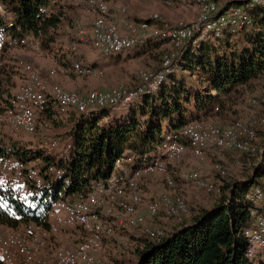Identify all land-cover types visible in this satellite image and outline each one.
Returning <instances> with one entry per match:
<instances>
[{
    "label": "trees",
    "instance_id": "1",
    "mask_svg": "<svg viewBox=\"0 0 264 264\" xmlns=\"http://www.w3.org/2000/svg\"><path fill=\"white\" fill-rule=\"evenodd\" d=\"M0 5L12 19L10 26L0 18L1 113L13 96L6 95L4 83V60L11 47L8 38L30 37L39 41L41 51L49 52L55 43L51 32L62 23L63 14L57 13L61 5L51 6V0H0ZM231 7H241L249 16L245 29L234 33L227 30L213 40L190 41L177 51L159 90L138 97L126 107L128 117L114 118L116 112L109 108L72 116L64 177L52 180L45 176L40 187L21 185L13 179L0 183V227L20 230L31 220L45 224L55 201L85 194L94 181L108 178L122 157L132 158V169L158 158L168 135L192 121L222 113L241 90L264 77V1L235 0L222 10ZM145 43L157 49L167 41ZM54 105L50 101L48 115L42 116L53 120ZM13 142L11 147H3L0 141V158L11 157L26 164L42 158L45 164L38 167L41 171L56 162L41 151ZM254 157L245 177L226 182L210 207H200L194 217L158 241L146 235L131 264H264L262 252L249 257L245 236L255 227L251 211L258 209L252 193L257 187L264 189V151Z\"/></svg>",
    "mask_w": 264,
    "mask_h": 264
},
{
    "label": "built area",
    "instance_id": "2",
    "mask_svg": "<svg viewBox=\"0 0 264 264\" xmlns=\"http://www.w3.org/2000/svg\"><path fill=\"white\" fill-rule=\"evenodd\" d=\"M166 7L174 5L189 6L195 18L188 24L174 29H164L158 25L159 15L147 20L135 21L127 16V8L121 10L117 22L109 18L110 7L105 0H51V6L63 4H84V10L93 17L90 29L78 26L77 41L80 44H92L104 56H113L129 50L141 43L162 39L172 47V53L164 56L163 65L156 72L140 71L141 85L135 90L118 87L111 92L95 91L81 96L55 85L52 98L47 94L46 83L40 80L31 65H23L29 73L28 83L22 86L9 100V105L0 113V129L7 126L15 131L31 135L37 134L46 121H39L46 113L50 101H54L59 114H87L105 108H124L142 95H150L159 90L171 71L172 60L177 51L190 41L199 43L209 38H219L227 30L236 32L245 29L250 23L249 16L241 7L220 10L214 0H159ZM264 0H253L261 3ZM46 9L45 11H48ZM0 18L12 25V19L0 5ZM13 48L36 45L39 41L30 37H9ZM75 73L81 76L99 78L104 75L101 67H92L80 62L72 65ZM51 75L56 74L52 70ZM218 109H216V112ZM43 122V124H42ZM258 136L254 128L241 121H234L226 127H220L210 120L202 118L188 123L180 131L170 134L160 147V156L146 162L138 168H130L132 158L122 157L115 171L106 179L94 181L85 194L70 199L55 201L48 212L46 223L31 220L24 228L15 231H0V262L2 264H102L101 255L105 240L115 233V227H143L144 232L154 241L162 239L166 232L146 227L147 218L138 212L143 198L138 194L142 178L156 173L164 175L167 185L175 186L171 176L170 164L181 161L190 151L200 162L206 160L211 151H226L242 155H256ZM51 150H59V139L44 143ZM66 151L71 145L64 147ZM237 164L240 165L238 162ZM216 170L222 178L227 172L221 165ZM66 175V167L58 161L41 171L35 166L20 162L11 157L0 158V183L9 179L21 185L32 183L40 187L51 176L52 180ZM186 185L215 192L216 184L204 179L197 171H186L180 175ZM25 189V187H24ZM252 202L258 209H252L255 227L248 229L245 236L249 243V257L264 253V189H254ZM189 214L188 206L182 197L164 196L150 204L148 215L152 218H177ZM81 229L84 235L77 244L65 246L56 239L65 229Z\"/></svg>",
    "mask_w": 264,
    "mask_h": 264
},
{
    "label": "rangeland",
    "instance_id": "3",
    "mask_svg": "<svg viewBox=\"0 0 264 264\" xmlns=\"http://www.w3.org/2000/svg\"><path fill=\"white\" fill-rule=\"evenodd\" d=\"M220 3L222 4L223 2ZM66 5L67 4L61 5V8L59 9H62V7ZM177 5H174L173 7ZM57 13L59 12L57 11ZM190 22L191 20L189 21V19L183 18L177 23H170L159 15L158 25L160 27L166 26L164 29H174L179 27L181 23L185 25ZM77 24L71 27L72 32L74 33L75 31L78 32V26L81 25V23ZM66 25L67 20L62 18V23L59 27L51 32L55 39V43L52 45L51 51L44 52L41 50H35L32 52L36 59L45 60L44 63L46 64V68H41L35 61L31 60V58L22 56L20 54L22 47H8L10 51L8 50V52H6L7 59L13 57L17 58V68L22 71L24 76L23 83L18 87V90L22 86L26 85L29 79V73L23 69L22 64L31 65L35 69L34 71L40 80L46 83L47 94L52 98V96H50L52 95V87L55 85L62 87L53 81V77H55L58 72L62 73V70L65 71L66 69H72V65L76 62L87 63V61L96 60L99 64H102L103 62L110 61V58L103 57L102 54L97 53L92 48H90L89 52L86 54L84 47L82 48L84 44H80L77 40H72V38H67L72 35V33L70 34L66 30ZM213 39L214 38H209L207 40ZM147 44L148 43H143L141 45ZM30 45L33 49L36 48V45ZM137 49L138 47L131 51L130 54L133 57L131 55L126 56V58L128 57L130 59H128L124 65H116L113 68L109 67L107 70L104 69V75L102 77L96 79L78 74L85 79L92 78L94 81H100L102 84L100 87L96 86L85 93L67 90L64 87L62 88L81 96L95 91L111 92L121 86L125 87V89L135 90L141 85L139 72L142 70L151 72L160 70L162 67V55L173 50L171 47L167 48L168 50H163V52L159 50L146 54L145 57L142 56L139 58L138 54L134 55V53L138 52ZM115 58L111 60L113 61ZM46 69H48V75L43 73ZM53 69L56 70L55 75H51L50 73ZM10 83L11 82L5 85V92L8 96L15 94L14 91L7 88L12 86ZM120 107L109 109V111L116 112L114 116L112 115V117L119 118L129 116L127 110L128 108L126 109L127 106L124 108ZM71 111L74 112V110ZM208 120L220 127H226L234 121H241L244 124L253 127L258 136L256 143L258 147L257 153L264 151V77L256 79L252 82L250 87L241 90L240 94L228 103L227 108L224 109L222 113L210 116ZM39 121H46L47 125H44L42 122L45 127H43L35 135H31L23 131H15L7 126L3 127L0 129L1 144L3 147H11V144L14 143L13 140H15L26 147L30 146L32 150L41 151L44 156L51 157L52 161H58L63 166L68 164L69 152L66 151L64 147L67 143V134L70 133L73 126H68V120L64 118L61 119L59 117L51 120L49 116H40ZM51 139L60 140L61 148L59 150L53 151L44 146V143ZM254 156L255 155L248 156L226 151H211L207 153L206 160L204 162H200L194 158L192 153L189 151L181 159V161L170 164L171 176L175 181V186L173 188L167 185L165 176L159 173L142 178L138 194L143 198V202L138 206V212L147 218L146 227L155 230H162L168 234L171 233L175 230V228L181 226L185 220L194 217L198 212L197 209L200 207H210L213 204V201L219 198L220 188L226 182L243 179V177H245V172L251 168L250 165L255 159ZM65 157L67 158L64 160L63 158ZM238 162L240 165L237 164ZM44 164V160L40 158L39 160L30 162L29 165L40 168L41 166H44ZM217 165L223 166L227 172V176H225V178H222L217 172ZM186 171H197L204 179L216 184L218 189L213 193H208L205 190L197 189L191 185H186L180 179V175ZM164 196H178L184 198L189 209V214L177 218H163L162 216L159 218L150 217L148 215V207L151 203L160 200ZM0 231L7 232L15 230L8 227H0ZM60 235L61 236L56 239L57 241L61 242L65 246H73L78 243L84 233L81 229L75 228L65 229ZM146 238V233L144 232L143 227L132 228L124 225L121 227H115L114 235L105 240L101 255L102 264H131L132 261L136 259L135 256L137 254V250L142 244V240Z\"/></svg>",
    "mask_w": 264,
    "mask_h": 264
},
{
    "label": "crops",
    "instance_id": "4",
    "mask_svg": "<svg viewBox=\"0 0 264 264\" xmlns=\"http://www.w3.org/2000/svg\"><path fill=\"white\" fill-rule=\"evenodd\" d=\"M109 7H110V14L109 18L113 22H117L119 17L121 16V10L126 7L128 12L127 16L135 21H141V20H147L151 18L155 14H159L164 20L170 22V23H177L178 21L184 19H189V21L193 20L195 18L194 11L189 7L185 5H177L175 7L169 8L166 7L161 1L159 0H105ZM217 1L220 10L223 9V7L228 2H232L235 0H214ZM220 2H223L222 4ZM221 4V6H220ZM225 4V5H224ZM67 6V7H66ZM66 6L62 7V9H59L58 12L63 14V18L67 20V28L66 30L72 35H70L67 38H72V40H77L78 33L75 31L72 32L71 27L75 26L77 23H81V26L90 29L93 24V17L91 15H88L84 10V4H67ZM78 25V24H77ZM76 30V29H75ZM9 43V42H8ZM143 44V43H141ZM135 46L129 50H126L120 54L113 55V56H104L110 58V61L103 62L102 64H99L96 60L93 61H87V63H84L85 65H89L92 67H101L102 69H109L115 67L116 65H124L128 59L126 58L127 55H131V51H133L135 48L138 47L137 53L139 55V58L142 56H146V54L153 53L155 51L161 50H168L167 48H171V46L168 43H165L161 45L159 48H151L149 45H141ZM11 45V44H10ZM84 51L86 54L89 52V49L92 48L97 53L98 50H96L92 44L83 45ZM10 51V50H9ZM35 49L31 47V45L25 46L21 48L20 54L25 57L31 58V60L35 61L37 65H39L41 68H46V64L44 63V59H36L32 52H34ZM132 56V55H131ZM116 57V58H115ZM133 57V56H132ZM115 58L113 61L111 59ZM15 57L8 58L5 57L4 65H5V75H4V83L7 85L9 82L12 84L10 88L11 91H14L15 93L18 91V87L23 83L24 76L22 74V71H20L19 68H17ZM118 59V60H117ZM105 67V68H103ZM48 68V67H47ZM52 69V68H51ZM47 70V71H46ZM43 71L45 75H48V69ZM97 79V78H96ZM53 81L62 87L66 88L67 90L71 91H80V92H87L90 91L92 88L98 86L100 87L102 84L100 81H94L92 78L85 79L84 77L79 76L77 73H75L72 69H66L65 71L62 70V73H59L53 77ZM53 109L55 111V115L53 119L64 118L68 120V126H73L74 122L72 119L73 115L79 116V114L70 111L68 114H59L58 108L56 105L53 106ZM200 115L202 113H199ZM44 115H48V112ZM210 118V117H209ZM67 157L63 158L64 160ZM214 203V201H213Z\"/></svg>",
    "mask_w": 264,
    "mask_h": 264
}]
</instances>
